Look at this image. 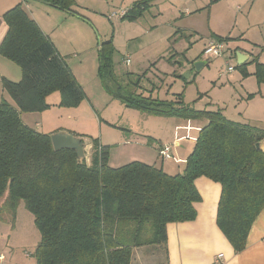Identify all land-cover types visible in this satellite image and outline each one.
Listing matches in <instances>:
<instances>
[{"label": "trees", "instance_id": "obj_1", "mask_svg": "<svg viewBox=\"0 0 264 264\" xmlns=\"http://www.w3.org/2000/svg\"><path fill=\"white\" fill-rule=\"evenodd\" d=\"M41 1L92 22L74 8L75 0ZM154 1H136L121 18L137 19ZM3 18L8 30L0 54L21 68L22 77L2 78L17 107L0 101V221H14L25 203L41 233L36 264H131L135 247L167 243L169 223L197 218L200 177L221 185L217 225L235 252L245 249L264 209V151L256 146L264 139V127L232 120L222 109H198L183 92L161 99L118 90L114 94L125 104L149 114L206 118L184 169L170 174L140 160L111 166L110 145L98 138L92 141L90 162L79 160L75 149L56 150L51 134L24 123L21 113L48 109L47 97L56 91L59 105L76 107L86 96L83 87L22 2ZM213 38L233 40L215 33ZM111 46L110 41L100 45L103 78L113 65ZM247 64L237 66L245 76ZM255 75L264 82L263 63H256Z\"/></svg>", "mask_w": 264, "mask_h": 264}, {"label": "rangeland", "instance_id": "obj_2", "mask_svg": "<svg viewBox=\"0 0 264 264\" xmlns=\"http://www.w3.org/2000/svg\"><path fill=\"white\" fill-rule=\"evenodd\" d=\"M28 1L39 7L49 4L41 0ZM246 1L220 0L214 4L210 3L211 0L169 1L152 5L142 16L129 20L119 17L123 9L127 11L133 6L129 0H82L91 8H81V12L92 22L75 19V23L60 21L52 26L58 25L59 33L62 34L69 30L76 32L79 40L76 47L64 44V54L61 55L77 82L82 87L80 81L84 84L86 96L83 105H59L45 111L23 112L24 123L44 132L46 128L43 124L37 126L36 122L43 121L40 113L48 112L45 116L53 118L57 131L68 132L70 130L67 129H74L73 134L84 139L87 144L103 137V141L110 145L112 163L124 160L129 152L134 155L155 154L159 143L157 135H161L165 128L167 132L162 136L168 137H161V141L163 144H171L173 153L165 165L172 163L177 170L182 171L195 144L198 127L206 118H168L149 114L128 106L114 93L120 90L123 94L149 96L150 92H154L155 98L171 99L183 92L185 101L193 103L198 109L217 106L226 98L227 90L224 87L219 89L221 86L216 84L221 82L219 71L225 69L229 62L235 69L222 75V78H232L241 73L237 59L232 55V50L239 45L234 37L246 31L250 40H258L260 37L264 43V7H259L257 3L253 13L248 15L250 8L245 9ZM248 2L252 4L253 1ZM238 6L241 8L238 9ZM187 11L192 12V15L186 16ZM113 12L118 14L112 16ZM228 14L231 17L226 19ZM214 31L225 36L231 35L233 40L227 43V51L223 56L206 58L203 49L208 39L213 38ZM104 41H110L113 49L110 53L113 65L104 72L107 79L100 72L99 49ZM127 55L131 58L129 64L124 61ZM198 63L203 65L198 66ZM10 64L21 71L17 64ZM152 86L156 87L155 90L150 88L151 91H147ZM4 99L17 107L11 95L3 89L0 90V101ZM186 124L191 125V128L187 129ZM175 130L180 137L179 146L173 142ZM149 135L157 139L154 144L145 143ZM86 153L90 158L91 149L88 146ZM141 159L138 157L133 160ZM179 159L181 161H177ZM156 161L160 167L166 162L161 157H156ZM120 165H123L122 162ZM40 240L41 233L35 224L34 215L22 202L14 221H0V255H4L0 264H36V250Z\"/></svg>", "mask_w": 264, "mask_h": 264}, {"label": "crops", "instance_id": "obj_3", "mask_svg": "<svg viewBox=\"0 0 264 264\" xmlns=\"http://www.w3.org/2000/svg\"><path fill=\"white\" fill-rule=\"evenodd\" d=\"M75 1L77 4L74 6V8L80 12L82 11L81 8H91L89 5L84 4L82 0ZM136 1L138 0H129V2H132L133 5ZM169 1L177 2L179 0H155L152 5H158L159 3ZM219 1L220 0L214 1L212 2V4ZM251 1H253L252 4H250L248 0L244 3L245 9L250 8L248 15L253 13L252 10L255 8L257 3L259 7H264V0ZM19 2H22L24 9L27 11L29 16L35 19L39 23L43 31L51 38L60 54H64L62 53V46L66 43L74 46V48L76 47V44L79 40L76 38L75 31L69 30V32H64L62 34L61 32L59 33V29L57 28L58 25L52 26V24H56L60 21L64 23L67 21L75 23V19L82 20L81 18L71 15L63 10L61 12L60 9L55 8L50 4H48V6L46 7L43 6V8L34 5L33 2H29L28 0H0V44L8 30V25L3 18V14ZM231 8L233 10L232 6ZM240 8L241 7L238 6V9ZM122 11H126V9H123ZM185 15H192V12L187 11L185 12ZM229 17H231L230 14L226 16V19ZM249 18H251V16ZM214 33L217 35H221L216 31H214ZM244 33H241V35L234 37V40H237L235 42H237V44L239 45H237L235 49L232 50V55H234L237 59V66L248 63L246 66V70L248 71L249 75H243L240 68L239 70L241 71V73H239L238 76L235 75L232 78H222V75H220L219 73L221 82H216V84H219L221 86L219 89L223 87L227 89L225 93L226 98L218 103L217 106H213L212 109H222L223 113L232 120L264 127V82L259 83L255 75L256 63L259 62L264 64V43H262L263 38L258 37V40H250L247 36V32L244 31ZM229 36L233 38V36ZM210 39H212V37L208 40ZM238 51L248 56H243L242 59L243 61H245L241 64L238 63ZM10 63L15 62L5 58L0 54V90H3V77H7L15 81L20 80L22 77V71L19 72ZM149 68L150 67H148V69ZM77 79L79 80L78 77ZM222 79H224V81ZM80 83L84 87V84L81 81ZM150 88H153L152 91H154L156 87H149L147 91H151ZM251 94H253V96H249ZM150 95L154 97V92H150ZM174 98L175 97L171 99ZM60 99L61 95L58 91L51 93L47 97V101L50 104V107L48 109H51V107L53 106H59ZM206 108L210 107L207 106ZM46 113L48 112H42L39 114L43 120L41 122L43 123L37 121L36 125L40 126L41 124H43L44 128H46V131H44L45 133L53 134L55 132H60L57 131V127H55L54 123L52 122L53 118L45 116ZM21 117L23 118V113H21ZM206 123L207 120L202 123V125H200L198 129L200 130V128ZM186 125L187 129L191 128V125ZM30 126L32 127V125ZM179 127L180 126H178V128ZM67 130H70L72 133L75 132L74 129ZM166 132V129L163 128L161 135H157L159 136V143L156 147L155 154L151 152L150 155L147 156L146 154L134 155L129 152L127 153L124 160H119L117 161V163H112L111 159H109V164L111 166L117 167L121 166V162L122 164H124L125 162L133 161L134 158L141 157L142 159L140 161L157 166L156 157L157 159H159V149L163 145L161 137H168V135L162 136V134ZM177 134V130H175V140L173 142H176V144L179 146L180 137L177 136ZM150 136L151 135H149V139L145 142L146 144H154L153 142L157 140L155 137ZM103 140L104 138L102 137L100 139L101 144L109 145V143H105ZM164 144H167V142H165ZM85 145L88 146L89 149H92V143H85ZM259 146L264 151V139L259 142ZM193 147L191 148V150L193 149ZM86 159L89 163L91 156L90 158L87 157V153ZM168 161H170V159L166 160V162H163L161 165V167H163L166 172L170 174L182 172L180 169L177 170L172 165V163H168L167 165H165ZM174 164H176V162ZM196 185L202 197L201 201L196 204L198 213L197 218L193 221L169 223L167 226V243L164 246L145 245L135 247L133 249L131 264H264V209L254 221L249 231L245 249L240 252H235L233 246L217 225L216 217L222 189L221 185L218 182H215L206 177L198 178L196 180Z\"/></svg>", "mask_w": 264, "mask_h": 264}, {"label": "built area", "instance_id": "obj_4", "mask_svg": "<svg viewBox=\"0 0 264 264\" xmlns=\"http://www.w3.org/2000/svg\"><path fill=\"white\" fill-rule=\"evenodd\" d=\"M125 12L126 11H122L121 14H119V17L121 18ZM117 14H118L117 12H113L112 16H116ZM226 51H227V42L218 41V40L212 38L205 45L204 50H203V56L206 58L221 57L225 54ZM124 61L127 64H129L131 61L130 56L127 55V57L125 58ZM234 69H235L234 66H231L230 63L227 62V66L225 67V69H222L219 73H220V75L228 74L231 71H233ZM171 154H173L171 144H168V143L163 144L161 146V148L159 149V155L164 160L171 159V156H172ZM177 161H181V159H179ZM1 260H4V255H2V254L0 255V261Z\"/></svg>", "mask_w": 264, "mask_h": 264}, {"label": "water", "instance_id": "obj_5", "mask_svg": "<svg viewBox=\"0 0 264 264\" xmlns=\"http://www.w3.org/2000/svg\"><path fill=\"white\" fill-rule=\"evenodd\" d=\"M238 63L241 64L243 61V56H247L245 54H242L238 51ZM248 57V56H247ZM198 66L203 65V63H198ZM188 77V75H185ZM51 139L53 146L56 150H60L63 148H72L75 149L77 152V156L79 160H82L86 157V145L84 139L81 137L73 134L72 132H55L51 134ZM257 147H259V143L256 144Z\"/></svg>", "mask_w": 264, "mask_h": 264}]
</instances>
